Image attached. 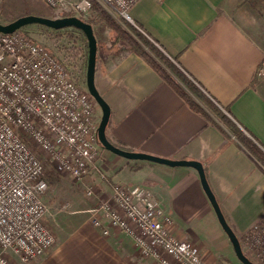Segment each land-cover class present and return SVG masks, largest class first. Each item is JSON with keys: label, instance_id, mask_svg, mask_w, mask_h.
I'll return each mask as SVG.
<instances>
[{"label": "crops", "instance_id": "0c3cea01", "mask_svg": "<svg viewBox=\"0 0 264 264\" xmlns=\"http://www.w3.org/2000/svg\"><path fill=\"white\" fill-rule=\"evenodd\" d=\"M227 2L138 0L130 13L245 134L264 148V74H258L264 65V48L228 13ZM96 37L95 81L111 107L108 137L129 150L201 161L229 224L237 235L246 233L264 216V165L218 120L192 109L142 57L122 49L105 25L96 27ZM102 164L105 170L121 165L126 168L125 176L149 186L173 217V232L198 245L206 260H228L185 231L205 217L220 231L225 244L229 239L219 230L217 215L194 167L129 159L105 148L93 172L98 170L99 190L107 196L114 184L122 182L112 181ZM12 259L14 264H157L142 256L132 237L119 228L104 234L86 219L59 232L55 244L35 260L21 262L14 255Z\"/></svg>", "mask_w": 264, "mask_h": 264}, {"label": "built area", "instance_id": "2783aa9c", "mask_svg": "<svg viewBox=\"0 0 264 264\" xmlns=\"http://www.w3.org/2000/svg\"><path fill=\"white\" fill-rule=\"evenodd\" d=\"M38 1L77 16L88 14L93 2ZM96 1L146 34L130 13L138 0ZM258 74H264V65ZM98 108L45 44L23 31H0V264H14L12 255L30 262L55 244L44 199L49 188L45 162L77 180L89 175L99 157ZM86 194L94 196L96 188L88 187ZM88 212L104 234L119 228L157 264H230L209 262L198 245L178 237L173 217L145 184L116 183ZM243 240L247 256L264 263V216Z\"/></svg>", "mask_w": 264, "mask_h": 264}, {"label": "trees", "instance_id": "16d2710c", "mask_svg": "<svg viewBox=\"0 0 264 264\" xmlns=\"http://www.w3.org/2000/svg\"><path fill=\"white\" fill-rule=\"evenodd\" d=\"M5 4H14L17 12L1 20L4 24L29 14L51 18L76 15L66 10H58L54 13L49 12L38 0H6L4 5ZM78 16L93 25L95 35L96 27L100 24L105 25L114 34V40L121 42L122 49L134 52L142 57L181 95L192 109L205 115L209 119L218 120L254 157H256V159H258L260 163L264 165V148L254 139L248 137L238 124L220 108L218 103L207 95L204 90L186 74L178 60L176 58H171L164 51L162 46L157 44L158 42H156V40H152L148 35L136 28L134 24L122 18L116 12H111L96 0H93L92 7L88 14ZM136 24L138 23L136 22ZM52 30L53 35L50 37L51 42L47 47L66 65L76 83L81 85V78L85 80L88 64L89 50L87 37L82 30L76 27ZM83 87L87 89V85ZM108 139L115 145L128 149L122 144L112 141L109 137ZM49 174L53 176L55 174L54 170H50ZM258 263L264 264L261 262Z\"/></svg>", "mask_w": 264, "mask_h": 264}, {"label": "rangeland", "instance_id": "374dc122", "mask_svg": "<svg viewBox=\"0 0 264 264\" xmlns=\"http://www.w3.org/2000/svg\"><path fill=\"white\" fill-rule=\"evenodd\" d=\"M5 1L6 0H3L0 3V21L17 12L14 4L4 5ZM40 4L49 12H57V10L49 9L42 3ZM225 9L240 24V26L264 48V0H228ZM110 11L112 12V10ZM52 29L41 24L33 23L23 26L18 31H24L32 36L37 42L48 46L51 42L50 37L53 35ZM81 81V85L85 86L86 77L85 80L81 78ZM101 116L102 110L99 107V122ZM104 149V146L99 142V156ZM98 158L96 162L98 161ZM45 163V175L49 182V188L44 195V199L49 206L47 223L53 230L57 239L58 233L62 232L68 225H72L74 222L81 219L91 221L88 209L96 207L101 200L106 199L108 196L102 194L99 190L100 178L98 179V170L93 172L95 166L92 167L88 176L82 180H77L63 170H56L48 161ZM102 166L104 167L103 171H105L114 182L132 184L141 181L139 178L134 180L131 176H125L124 174L127 172L126 168H122L121 165L113 167L109 166L107 170H105V165L102 164ZM50 170H54L55 174L53 176L49 174ZM90 186L94 187V189L96 188V195L88 196L86 194V190ZM105 190L109 191L110 188L106 187ZM219 226V230H221L226 238H229L221 224ZM190 227L191 229L189 230L185 228V231L191 234L197 243L203 245L206 249L214 250L217 253L224 255L230 261V264H243L237 257L230 239H228V243L225 244L220 238V231L218 232L214 225L205 217H201L198 223ZM244 235L245 233H241L238 234V237L241 239V243L245 248V243L243 244ZM253 261L256 262V260Z\"/></svg>", "mask_w": 264, "mask_h": 264}, {"label": "water", "instance_id": "95a60500", "mask_svg": "<svg viewBox=\"0 0 264 264\" xmlns=\"http://www.w3.org/2000/svg\"><path fill=\"white\" fill-rule=\"evenodd\" d=\"M33 23L41 24L53 29L76 27L82 30L85 36L87 37L89 52H88L87 72H86V85H87V90L96 100V102L98 103L99 107L102 110V116L98 128V136H99V141L104 146V148L129 159L150 160L171 166L194 167L199 172L202 186L210 200V203L212 204L215 210V213L217 215V218L221 226L228 235L239 260L243 264H259L257 262H254L244 252L240 238L238 237L232 226L229 224L220 206V203L218 202L216 195L214 194L208 182L206 171L201 161L189 160V159H171V158L156 156L146 152L129 150L115 145L108 139L107 126L110 121L111 107L110 104L107 102V100L104 98V96L100 93L95 81L98 41L94 32L93 25L86 22L77 15L51 18L46 16L29 14L18 17L17 19L7 24H4L0 21V31L4 33H12L19 30L23 26Z\"/></svg>", "mask_w": 264, "mask_h": 264}]
</instances>
